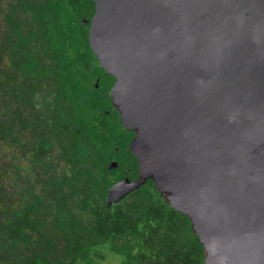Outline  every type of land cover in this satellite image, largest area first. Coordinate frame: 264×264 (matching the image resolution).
<instances>
[{
  "label": "trees",
  "instance_id": "1",
  "mask_svg": "<svg viewBox=\"0 0 264 264\" xmlns=\"http://www.w3.org/2000/svg\"><path fill=\"white\" fill-rule=\"evenodd\" d=\"M93 12L0 0V264H205L150 181L107 204L138 163L90 48Z\"/></svg>",
  "mask_w": 264,
  "mask_h": 264
},
{
  "label": "water",
  "instance_id": "2",
  "mask_svg": "<svg viewBox=\"0 0 264 264\" xmlns=\"http://www.w3.org/2000/svg\"><path fill=\"white\" fill-rule=\"evenodd\" d=\"M90 1V48L138 163L107 204L150 181L205 264H264V0Z\"/></svg>",
  "mask_w": 264,
  "mask_h": 264
},
{
  "label": "flooded vegetation",
  "instance_id": "3",
  "mask_svg": "<svg viewBox=\"0 0 264 264\" xmlns=\"http://www.w3.org/2000/svg\"><path fill=\"white\" fill-rule=\"evenodd\" d=\"M163 197V196H162ZM163 198H165V197H163Z\"/></svg>",
  "mask_w": 264,
  "mask_h": 264
},
{
  "label": "clouds",
  "instance_id": "4",
  "mask_svg": "<svg viewBox=\"0 0 264 264\" xmlns=\"http://www.w3.org/2000/svg\"><path fill=\"white\" fill-rule=\"evenodd\" d=\"M204 259H205V257H204Z\"/></svg>",
  "mask_w": 264,
  "mask_h": 264
}]
</instances>
